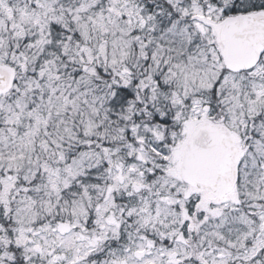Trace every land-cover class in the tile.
Segmentation results:
<instances>
[{
  "label": "snow or ice",
  "instance_id": "1",
  "mask_svg": "<svg viewBox=\"0 0 264 264\" xmlns=\"http://www.w3.org/2000/svg\"><path fill=\"white\" fill-rule=\"evenodd\" d=\"M0 264H264V0H0Z\"/></svg>",
  "mask_w": 264,
  "mask_h": 264
}]
</instances>
